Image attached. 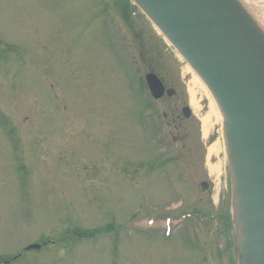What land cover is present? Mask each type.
Segmentation results:
<instances>
[{
    "label": "rangeland",
    "instance_id": "rangeland-1",
    "mask_svg": "<svg viewBox=\"0 0 264 264\" xmlns=\"http://www.w3.org/2000/svg\"><path fill=\"white\" fill-rule=\"evenodd\" d=\"M235 186L217 100L134 0H0V264H244Z\"/></svg>",
    "mask_w": 264,
    "mask_h": 264
},
{
    "label": "water",
    "instance_id": "water-1",
    "mask_svg": "<svg viewBox=\"0 0 264 264\" xmlns=\"http://www.w3.org/2000/svg\"><path fill=\"white\" fill-rule=\"evenodd\" d=\"M134 1L221 108L234 167V216L244 264H264V37L236 0ZM145 79L155 99L176 93L154 72ZM182 111L185 117L191 114L187 106Z\"/></svg>",
    "mask_w": 264,
    "mask_h": 264
},
{
    "label": "bare ground",
    "instance_id": "bare-ground-1",
    "mask_svg": "<svg viewBox=\"0 0 264 264\" xmlns=\"http://www.w3.org/2000/svg\"><path fill=\"white\" fill-rule=\"evenodd\" d=\"M257 25L260 26V27H262L261 24H260L259 22L257 23ZM211 112H212L213 115H215V109H212ZM212 114L209 113L208 116H207V118L204 119V126H206V127L208 126V124H209V122H210V117L212 116ZM206 132H207V131H206ZM210 151H211V153H215V152L217 151V149H215V147H211V150H210ZM235 206H236V208H234V212H235V214H236V213H237V209H238V205H237V203H235Z\"/></svg>",
    "mask_w": 264,
    "mask_h": 264
},
{
    "label": "flooded vegetation",
    "instance_id": "flooded-vegetation-1",
    "mask_svg": "<svg viewBox=\"0 0 264 264\" xmlns=\"http://www.w3.org/2000/svg\"><path fill=\"white\" fill-rule=\"evenodd\" d=\"M172 114H174V115H175V117H173V118L180 117V115L176 114V112H175V111H173V113H172ZM172 116H173V115H172Z\"/></svg>",
    "mask_w": 264,
    "mask_h": 264
},
{
    "label": "trees",
    "instance_id": "trees-1",
    "mask_svg": "<svg viewBox=\"0 0 264 264\" xmlns=\"http://www.w3.org/2000/svg\"><path fill=\"white\" fill-rule=\"evenodd\" d=\"M92 234H94V233H92Z\"/></svg>",
    "mask_w": 264,
    "mask_h": 264
}]
</instances>
